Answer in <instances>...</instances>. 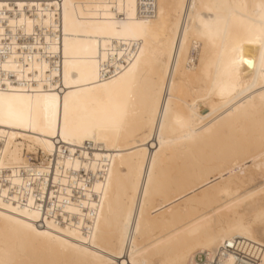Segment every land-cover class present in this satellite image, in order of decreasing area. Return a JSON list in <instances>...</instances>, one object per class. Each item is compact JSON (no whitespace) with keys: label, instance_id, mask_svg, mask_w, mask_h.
Returning <instances> with one entry per match:
<instances>
[{"label":"bare ground","instance_id":"obj_1","mask_svg":"<svg viewBox=\"0 0 264 264\" xmlns=\"http://www.w3.org/2000/svg\"><path fill=\"white\" fill-rule=\"evenodd\" d=\"M0 5V262L264 264V0Z\"/></svg>","mask_w":264,"mask_h":264},{"label":"snow or ice","instance_id":"obj_2","mask_svg":"<svg viewBox=\"0 0 264 264\" xmlns=\"http://www.w3.org/2000/svg\"><path fill=\"white\" fill-rule=\"evenodd\" d=\"M3 7H4V5H0V8H3ZM246 63H251V62L250 61H246ZM7 68H8V66L6 65L5 66V70H7ZM65 83L67 84V73H66ZM95 86L96 85H93V87H95ZM260 91L262 93V100H264V84H262L260 86ZM223 92H224V89H221V93L222 94H223ZM14 98L17 99V100L22 99V97H20L18 94H15V93H12V92H8V93L0 92V123L4 122L5 119H8V120L15 119V120H18V121L22 120L21 114H19L17 112H14L12 110L11 105H12V101H13ZM31 99L32 98L29 96L28 97L29 103H31ZM169 99H171V97H169ZM6 105L8 106V110L7 111H5V106ZM125 114L126 113H122V115H121V117L119 119L112 120V121H110L107 124L98 125L97 127H94L92 129H90V131L92 132L93 135H96V134H107L108 132L114 131V130L118 131L123 126V123H124L123 116ZM164 115H165V117H167V115H168L167 107L164 108ZM68 116H69V108H68V101H67V97H66L65 98V122H66V129H65L64 132H61V135H65V134L71 135L72 134L73 130L71 128ZM148 123L151 124V117L148 118ZM160 127H161V131L163 132L164 125H163L162 122L160 123ZM147 134H148L147 129H145L144 135L147 136ZM0 264H3V262H0ZM117 264H118V262H117Z\"/></svg>","mask_w":264,"mask_h":264},{"label":"rangeland","instance_id":"obj_3","mask_svg":"<svg viewBox=\"0 0 264 264\" xmlns=\"http://www.w3.org/2000/svg\"><path fill=\"white\" fill-rule=\"evenodd\" d=\"M22 149L23 150L21 152V155H22L21 157H25V155H28L29 160L32 164H38L44 158L43 155L41 154V152H39V150L36 148H32V147L28 148L25 145V147H23ZM201 260H203V258H201Z\"/></svg>","mask_w":264,"mask_h":264},{"label":"built area","instance_id":"obj_4","mask_svg":"<svg viewBox=\"0 0 264 264\" xmlns=\"http://www.w3.org/2000/svg\"><path fill=\"white\" fill-rule=\"evenodd\" d=\"M202 258H203V260H201V259H197L199 263H201V262L204 261V257H202Z\"/></svg>","mask_w":264,"mask_h":264}]
</instances>
